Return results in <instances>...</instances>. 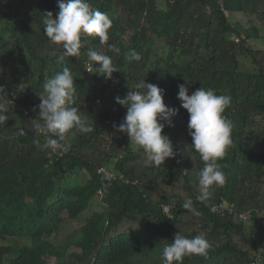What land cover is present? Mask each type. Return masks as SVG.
I'll return each mask as SVG.
<instances>
[{
	"label": "trees",
	"instance_id": "16d2710c",
	"mask_svg": "<svg viewBox=\"0 0 264 264\" xmlns=\"http://www.w3.org/2000/svg\"><path fill=\"white\" fill-rule=\"evenodd\" d=\"M157 1L87 0L90 9L110 17L109 39L100 44L98 38L85 37L81 55L65 56L62 62L63 50L47 38L43 23L48 12L55 18L58 0H24L20 13L0 7V86L11 101L9 119L0 125V238L14 236L22 242L0 243V264H47L46 255L54 256L56 264H163V248L172 243L183 222L196 228L181 235H203L210 247L206 256H187L182 264H250L254 259L264 264V259H258L262 252L245 245H256L248 233L264 231V221L259 220L264 213V196L259 192L264 176V65L257 58L261 55L264 63V49L245 45L258 32L252 26L231 24L217 0H165L163 8ZM222 1L229 13L254 12L264 19V0ZM231 34L244 38L235 42ZM153 38L164 41V53L154 49ZM89 49L110 56L120 70L111 79L93 69L86 71ZM241 52L258 64L255 70L241 68ZM136 54L138 60L133 58ZM64 67L74 77L73 106L94 130L66 135L62 143L69 144V150L53 152L42 147L44 137L34 132L33 122L41 119L43 84ZM33 68L37 77L31 85ZM142 80L162 89L164 104L176 110L171 125L160 121L165 123L162 134L171 143L178 138V118L185 124L182 150L186 162L173 149L175 155L166 167L157 168L142 151L132 150L125 134L117 136L127 108L115 98L140 90L136 85ZM180 84L188 87L189 95L203 88L231 97L224 115L233 125L232 145L218 161L226 182L213 187L204 200L198 199L201 190L189 181L188 171L196 169L197 176L203 161L191 147L189 115L177 99ZM99 167L114 177L102 178ZM180 177L183 182L178 184ZM178 185L185 195L177 193L173 199L167 187ZM96 196L103 209L89 213ZM189 199L193 210L183 207ZM224 204L229 208L222 215ZM232 207L236 215L248 214L247 219L231 216ZM63 213L69 219H82L68 235L69 246L79 251L69 253L66 243L55 245L48 239L58 230ZM187 213L196 219L183 221ZM219 231L227 236L226 241H211ZM233 234L239 236L241 245L232 239Z\"/></svg>",
	"mask_w": 264,
	"mask_h": 264
},
{
	"label": "clouds",
	"instance_id": "9594fccd",
	"mask_svg": "<svg viewBox=\"0 0 264 264\" xmlns=\"http://www.w3.org/2000/svg\"><path fill=\"white\" fill-rule=\"evenodd\" d=\"M217 2L227 16L229 12L223 7V1L217 0ZM58 9L55 18L51 12H48L43 23L47 38L63 50L59 57L61 62L65 56L79 57L81 55L82 39L85 37L98 38L100 44L108 41L109 29L112 26L110 17L104 12L90 9L87 0H58ZM230 37L235 42L244 38L243 35L239 37L234 34ZM113 50L119 52V49ZM86 53L92 72L103 75L105 79H111L112 73L120 70L110 56L93 49L87 50ZM133 58L138 60L140 57L136 54ZM94 64L98 67H93ZM113 82H117V78H113ZM136 89L140 90L129 91L124 97L115 98L117 104L127 108L123 121L118 125V130L127 134L133 151H142L148 162L154 166H160L166 158L175 155L172 143L166 135L162 134L165 123L160 121H166L168 125H171L170 118L175 115L176 110L164 104L163 90L157 85L145 83L142 80L136 85ZM75 92L74 77L68 67H64L61 72L43 84V92L39 95L41 119L39 122H33L34 132L38 131L44 137L43 148L51 149L53 152H67L70 145L62 143L66 135H74L76 132L86 134L94 130L82 118L78 108L73 106ZM5 97V89L0 86V125L5 124L9 119L11 101ZM177 99L181 101V107L186 109L189 115L187 126L192 138L191 147L203 161V167L198 173V183L201 187V195L198 199L204 200L210 196L213 187H222L226 182V175L218 161L225 157L232 145L233 125L224 115L230 106L231 97L203 88L189 95L188 87L180 84ZM20 131L23 135L24 131L22 129ZM36 142L40 143L39 140ZM164 207L167 208L166 211ZM183 207L193 210L192 201L189 199ZM222 208L225 209L221 212L224 215L229 204H224ZM212 209L216 210L217 207ZM162 210L168 213L167 206H163ZM228 212H232L231 216L236 218L239 215L243 220L248 217V214L244 212L236 215L233 207ZM209 247L203 235L188 238L177 233L172 243L163 248V264H182L185 257L192 255L206 256ZM252 253L255 251L252 250ZM253 261L259 264L257 259Z\"/></svg>",
	"mask_w": 264,
	"mask_h": 264
},
{
	"label": "rangeland",
	"instance_id": "374dc122",
	"mask_svg": "<svg viewBox=\"0 0 264 264\" xmlns=\"http://www.w3.org/2000/svg\"><path fill=\"white\" fill-rule=\"evenodd\" d=\"M24 0H0V7H2L1 9L3 11H7L8 13H17V12H22L24 11V5H23ZM158 7L159 8H163L165 5V0H158ZM227 18L229 20V22L231 24L234 23H240L241 25H243L244 27H249L252 26L254 27L257 32H258V36L257 37H252L249 38L245 41V45L252 48L253 50L259 49V50H263L264 49V19L261 18L260 15H258V13H247V12H242V11H237V12H233V13H228L227 14ZM5 23H8L7 20H5ZM152 46L154 47V49L156 51H158V53H164L165 51V43L162 39H158V38H153L152 39ZM258 61H260L262 65H264L263 60L261 58V55H257ZM238 59L242 64V69H252L255 70L258 67V64L255 63L251 58H246L244 54L239 53L238 54ZM3 68L0 66V71ZM36 77H37V69L33 68L32 72L29 76V82L31 81V85L35 84L36 81ZM7 78H9V75H7ZM27 83H24L22 86L26 87ZM109 102V101H108ZM185 128V124L183 123V121L181 120V118H178V121L175 124V129L177 131V129H179V133H178V138L175 140V142L172 143L173 145V149H176L181 157L182 162H186V160L184 159V154H183V150H182V145L184 144L185 140H186V134L184 133V129ZM176 131H174L176 133ZM117 133V136H121L123 134L127 136L126 133H122L120 132L118 129L115 131ZM4 136H8L7 133H3ZM2 136V135H1ZM107 137V136H106ZM129 139V137H128ZM130 143V140H129ZM131 145V144H130ZM142 157L143 154L141 152H138ZM145 155V154H144ZM146 157V155H145ZM192 160V159H190ZM170 161V158H166L165 162L163 163V165L160 166H156L157 168H162V167H166L167 163ZM190 168V166H189ZM154 172H157V169L154 170ZM196 169H191L188 171L189 175V181L190 184L192 185V187L194 188H199L201 190V187L199 184L196 183V180H199V176L195 174ZM85 174V172H84ZM251 177H254L253 173H251L250 175ZM83 177H85L83 175ZM160 182V180H159ZM183 182L182 177L179 178V180L177 181V183H181ZM161 185V182L160 184ZM259 189H260V193H262V195L264 196V176L262 177V182L259 185ZM167 190L169 191L168 193H174V197H177V193L183 197L184 194V189L181 186H175V188H172L171 186L167 187ZM161 195V193H160ZM221 199L223 201H227L225 198L221 197ZM99 197L96 196L93 198V202L91 204V206L88 208V212H92L93 210H102L103 209V205L101 204V202L99 201ZM87 210V209H86ZM83 211L84 213L86 212ZM64 216L62 222L59 225L58 230H56L54 233L51 234V236H48V239L55 245H60V244H65L68 246V252H72V251H79L78 248H75L74 246H69L72 242L68 241V235L72 232L73 229L77 228L79 225H81L82 223V219H69L67 218L66 214H62ZM30 218L33 216H29ZM183 221H189L191 219H196L195 215H191L189 213L185 214ZM259 220L264 221V213L261 214L259 216ZM197 221V220H196ZM245 226H248L249 223H245ZM135 225H133L134 227ZM191 228H196L193 227L191 225H189L188 223H184L180 224L178 229L176 230V233L181 234L184 231H186V229H191ZM209 228H207L205 231H208ZM247 237H252V240L255 241L256 245H252V244H245L248 249L249 247H255V249L257 251H261L262 252V257L260 258V261H262L264 259L263 256V251H264V231H252L250 233L247 234ZM227 239V236H225V234L222 231L217 232L216 234V238L212 239L211 241H214L215 243H223L225 242ZM232 239L234 241H237L240 245L242 244V242L239 240V236L238 235H232ZM0 243L6 244V243H11V244H20L22 243L19 239V237H14V236H7L5 238H0ZM9 258V256H7V258L5 259V261H7V259ZM45 260L47 262V264H56V259L54 256H50V255H46L45 256ZM211 263H215V259H212L210 261Z\"/></svg>",
	"mask_w": 264,
	"mask_h": 264
},
{
	"label": "built area",
	"instance_id": "2783aa9c",
	"mask_svg": "<svg viewBox=\"0 0 264 264\" xmlns=\"http://www.w3.org/2000/svg\"><path fill=\"white\" fill-rule=\"evenodd\" d=\"M84 68H85L86 71H91V68L89 67L88 58H86V59L84 60ZM97 172H98L99 174H101V175H102L104 178H106V179H109V178H113V177H114L113 172L107 170L105 167H99V168L97 169ZM126 181H127V180H126ZM131 183H132V184H135V183H136V180H132ZM166 210H167V208L164 207V211H166ZM252 264H255V262L253 261Z\"/></svg>",
	"mask_w": 264,
	"mask_h": 264
}]
</instances>
